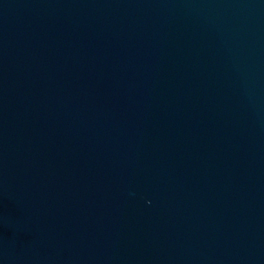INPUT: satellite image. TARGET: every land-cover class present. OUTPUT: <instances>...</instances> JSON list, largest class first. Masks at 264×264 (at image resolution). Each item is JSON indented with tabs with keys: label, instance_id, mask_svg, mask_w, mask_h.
Masks as SVG:
<instances>
[{
	"label": "water",
	"instance_id": "95a60500",
	"mask_svg": "<svg viewBox=\"0 0 264 264\" xmlns=\"http://www.w3.org/2000/svg\"><path fill=\"white\" fill-rule=\"evenodd\" d=\"M0 23L132 88L264 185V0H0Z\"/></svg>",
	"mask_w": 264,
	"mask_h": 264
}]
</instances>
